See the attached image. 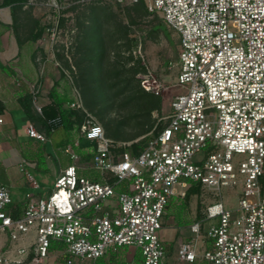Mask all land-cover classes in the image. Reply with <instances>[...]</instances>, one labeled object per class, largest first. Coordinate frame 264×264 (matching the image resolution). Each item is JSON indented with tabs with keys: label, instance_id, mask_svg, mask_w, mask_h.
Segmentation results:
<instances>
[{
	"label": "built area",
	"instance_id": "1",
	"mask_svg": "<svg viewBox=\"0 0 264 264\" xmlns=\"http://www.w3.org/2000/svg\"><path fill=\"white\" fill-rule=\"evenodd\" d=\"M89 1L94 0L27 4L56 11L47 29L54 40L62 10ZM116 1L143 2L178 35L181 93L161 129L136 154L133 144L108 137L81 100L72 103L71 108L85 113L75 146L82 139L95 145L91 169L102 180L81 175L88 167L80 165L72 147L66 148L72 164L58 175L51 193L31 198L19 217L11 208L10 189L0 184V234L18 241L35 233L31 252L37 262L47 260L52 243L59 242L66 246L67 264H98L123 247L140 249L143 264H166L163 218L173 198L187 197V180H192L221 198L206 207L203 221L215 223L204 258L211 264H264V0ZM37 95L34 91L33 102L42 112ZM27 134L47 141L33 124ZM123 183L127 188L118 192ZM229 186L242 187L236 210L222 200L221 190ZM203 221L191 226L196 239ZM20 253L29 254L25 248ZM178 255L193 263L196 243L182 244ZM24 260L0 249V264Z\"/></svg>",
	"mask_w": 264,
	"mask_h": 264
},
{
	"label": "rangeland",
	"instance_id": "2",
	"mask_svg": "<svg viewBox=\"0 0 264 264\" xmlns=\"http://www.w3.org/2000/svg\"><path fill=\"white\" fill-rule=\"evenodd\" d=\"M43 7L46 8V22L52 26L57 13L50 7ZM59 21L56 38L52 40L51 32L47 33L48 46L54 54L56 66L61 67L72 82L81 79L84 74L87 79L96 81L94 87L98 89H93L92 85L88 86L92 89H87L82 81V85L79 83L80 89H76L80 98L82 88L87 90V97H96V107L85 106V109L101 123L108 137L114 141L145 145L161 129L165 117L170 113L171 102L181 93V87L177 84L180 70L178 35L166 25L161 15L150 13L129 1L94 0L74 4L62 10ZM93 33L97 35L98 46L96 54L91 55L86 50L89 47L93 49L94 43L88 41L89 38L93 39L90 37ZM92 59H95V63L91 76L87 68ZM155 101L160 102L159 109L152 108ZM86 141L81 140V147ZM204 152L208 153L209 150ZM19 154L25 163L20 161L21 166L11 165L8 160L9 164H5L3 171L14 176L13 192L21 189L25 194L32 193L38 197L51 193L56 180L55 172L72 162L65 148L54 150L51 144L46 143L36 149L23 145ZM199 158L201 155L196 157ZM236 159L241 160L242 156ZM31 163H35V167ZM82 174L90 178L94 174L100 175L95 170H86ZM30 176L40 188L33 186ZM187 183L193 187L190 196L171 203L168 208V218L177 222L184 220L188 206L193 213L198 206L200 211L207 204L221 199L213 192L204 190L199 182L187 180ZM221 194L226 207L236 210L242 187H224ZM214 223L203 221L202 226L208 231ZM65 249L63 243H52L51 250L59 255L57 259L50 256L53 264H65ZM135 260L143 264L141 251ZM83 263L89 264V261ZM78 264H82V261H78Z\"/></svg>",
	"mask_w": 264,
	"mask_h": 264
},
{
	"label": "crops",
	"instance_id": "3",
	"mask_svg": "<svg viewBox=\"0 0 264 264\" xmlns=\"http://www.w3.org/2000/svg\"><path fill=\"white\" fill-rule=\"evenodd\" d=\"M27 3L28 0H0V116L4 119V123L0 125V184L10 189L14 206L12 209H17L19 214L23 213L31 198L38 196L32 193L25 194L21 189L13 192L14 176L8 175L3 170L8 160L11 165L21 166L25 163L19 154L23 145H30L31 148L36 149L40 147V144L46 143L51 144L54 150L74 147L73 150L80 155V165L88 167L79 171L81 175L83 171L93 170L91 169L92 150L95 147L90 141H86L83 147L81 144L79 147L75 146L80 133V128L78 129L76 125L69 130L68 123L65 122V125L54 128L48 135L43 124L33 123L29 117L26 103L27 98L32 97L33 99L34 91H37L38 104L42 108L52 105L55 99L59 101L66 99L63 107L71 108L70 105L81 98L76 91L78 88L74 81H70L69 75L63 72L61 67L56 66L54 54L50 52L47 29L51 26L46 22V11H44L46 8L29 6ZM33 105L35 107L34 102ZM39 113L42 115V112ZM30 124L35 125L40 133L46 135V142L31 138L27 134V127ZM20 161L23 162L20 164ZM71 164L72 162L57 170L55 177L57 178ZM31 165L35 167V163ZM90 179L100 181L102 176L94 174ZM125 188L127 185L123 183L117 187V191ZM188 197L173 198L169 205ZM169 205L161 231L166 250V264H211L203 256L205 251L211 248L213 242L209 237V230L205 231L202 226L198 239L191 230L194 223L204 220L206 207L199 211L198 206L197 210L192 213L188 206L184 212V220L177 222L168 218ZM34 241L35 233H30L18 241H13L9 233H2L0 234V249L12 259H25L23 264H53L52 257L43 262L33 260L34 253L31 252V247ZM188 242L196 243L197 257L193 263L182 261L178 255L180 246ZM23 248L27 249L29 254L20 253ZM139 251L140 249L136 247L119 249L100 259L98 264H138L135 258ZM51 255L55 259L59 256L52 250ZM64 263L67 264L66 260Z\"/></svg>",
	"mask_w": 264,
	"mask_h": 264
},
{
	"label": "trees",
	"instance_id": "4",
	"mask_svg": "<svg viewBox=\"0 0 264 264\" xmlns=\"http://www.w3.org/2000/svg\"><path fill=\"white\" fill-rule=\"evenodd\" d=\"M135 5L142 7V8L147 10V8L143 2H140V3L135 4ZM61 22L63 24L64 20L62 19ZM90 37H93V39H90V38L88 39L89 42L92 41L94 43L93 47H92L93 49H91V47L87 48L88 50H86V53L90 52V54L92 55V54H96V52H97V48H96L97 35H95V33H93ZM94 63H95V59H92L91 64L87 68V70L88 69L90 70L89 73L91 76L93 73ZM80 81H82L83 83L85 82V87L87 89L88 88L98 89V88L94 87L96 81L93 78L87 79V76L85 77V74L83 75V77L81 79H77L76 81L74 80V83L78 89H80L79 87H81ZM91 85H92V88L88 87ZM81 92H82V95H81L82 100L81 101H82L83 106L95 108L96 105H95L94 101H95L96 97L95 98L87 97L88 93H87L86 89L83 90V88H82ZM65 102H66V99L65 100L63 99L61 101H59V99L58 100L55 99V102L52 105L42 108V115H41L38 112V110L36 109V107H34L32 97H29V98H27L26 108H27V111H28V114H29L31 121L33 123H36V124H38V123L43 124L45 126L46 134H48V135L51 134V132L54 130V128H57L60 125H65V122L68 123L67 128L69 130L72 129L74 127V125H76L78 127V129L81 128V126L85 120V113L82 110L71 109L69 107H67V108L63 107ZM152 108L153 109H159L160 108V102L155 101L152 104ZM142 146L143 145H136V144L133 145L132 149H133L134 153L136 154ZM192 188L193 187L190 188V190L187 194V197L189 196ZM13 211H14V215L16 217H19L21 215V214H19L17 209L15 210V208H14Z\"/></svg>",
	"mask_w": 264,
	"mask_h": 264
}]
</instances>
